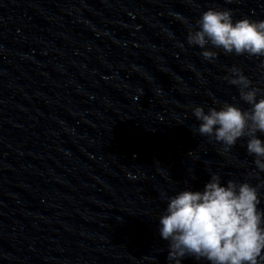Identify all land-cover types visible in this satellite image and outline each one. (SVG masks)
I'll list each match as a JSON object with an SVG mask.
<instances>
[{"label": "clouds", "instance_id": "clouds-1", "mask_svg": "<svg viewBox=\"0 0 264 264\" xmlns=\"http://www.w3.org/2000/svg\"><path fill=\"white\" fill-rule=\"evenodd\" d=\"M187 43L202 49L201 56L209 62L219 55L212 49H221L225 55L264 57V20L234 21L232 10L210 7L195 21V28L189 27ZM229 73L224 79L237 86L239 99L249 108L229 102L207 111L194 106L192 113L200 122L197 131L222 145V153L247 138L246 151L255 157L259 177L264 173V140L257 136L264 134V89L254 86L240 67L233 65ZM260 187L231 179L222 185L221 176L213 173L203 191L183 190L167 197L159 233L170 242L168 261L181 264L182 258L193 256L210 264H264Z\"/></svg>", "mask_w": 264, "mask_h": 264}]
</instances>
